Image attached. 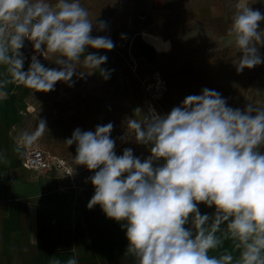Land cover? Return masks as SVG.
<instances>
[{"label": "clouds", "instance_id": "9594fccd", "mask_svg": "<svg viewBox=\"0 0 264 264\" xmlns=\"http://www.w3.org/2000/svg\"><path fill=\"white\" fill-rule=\"evenodd\" d=\"M262 21L259 10L237 2L226 36L240 54L238 73L264 63ZM106 27L90 18L81 0H0V100L11 84L50 92L57 82L71 86L78 71L79 77L99 71L107 79L101 68L107 57L88 52L114 48L109 37L92 35ZM25 40L59 68L45 67L34 55L24 71ZM125 127L137 144L150 146L147 158L130 148L117 155L112 123L95 131L77 128L64 143L76 145V166L94 172L88 208L99 205L107 218L122 222L125 256L133 264H264V108L229 107L205 88L167 115L138 107ZM45 131L46 121L38 119L33 131L17 134L14 151L22 156ZM201 203L214 213L201 214Z\"/></svg>", "mask_w": 264, "mask_h": 264}, {"label": "crops", "instance_id": "0c3cea01", "mask_svg": "<svg viewBox=\"0 0 264 264\" xmlns=\"http://www.w3.org/2000/svg\"><path fill=\"white\" fill-rule=\"evenodd\" d=\"M81 3L89 10L90 18L97 17L107 24L104 31L94 28L92 35L107 36L114 43L111 51L88 49L89 53L107 57L101 68L108 71V78L96 71L90 74L95 80H104L111 87L118 83L120 76L115 62L120 48L128 55L127 63H143L144 54L152 48L143 38L144 32L159 35L168 42L165 49L171 43L174 46V34L185 30L206 34L216 47L185 59L174 55L172 47L169 53L158 51L160 58L170 62L166 69L171 77L184 73L188 86L193 82L205 86L220 75L242 74L234 64L238 53L226 36L230 23L221 0H81ZM22 56L25 70L31 62ZM40 63L47 68H59L46 59ZM78 78H81L79 71L72 80ZM7 91V97L0 100V264H50L53 259L66 261L70 257H75L78 264H133L125 256L128 240L122 222L107 218L99 205L88 208L94 189L83 197L62 194L58 191L60 176L35 173L21 165L22 156L14 151L16 136L21 130L33 131L38 121L24 119L31 115L28 111L31 105L17 97L18 85H9ZM71 92L73 96L77 90ZM83 92L81 96L86 99L83 103L80 98L66 96L59 100L62 105L53 112H48L47 105L43 106L46 115L42 119L48 131L33 145L54 155L70 157L76 153V145L67 147L64 141L71 138L75 129L95 131L97 125L113 124V103L107 94ZM87 95L92 97L88 99ZM124 96L132 117L134 109L140 106L131 102L126 93ZM111 138L115 140L117 155H122L126 148L132 149L141 160L150 155L149 147L137 144L131 133L115 136L111 132ZM198 207L201 214L209 216L215 211L202 203ZM223 247L231 250V241H225Z\"/></svg>", "mask_w": 264, "mask_h": 264}, {"label": "rangeland", "instance_id": "374dc122", "mask_svg": "<svg viewBox=\"0 0 264 264\" xmlns=\"http://www.w3.org/2000/svg\"><path fill=\"white\" fill-rule=\"evenodd\" d=\"M221 2L225 17L229 23H231V17L237 2L249 4L253 10H259L264 14V0H221ZM260 27L264 29V21L261 22ZM174 35L176 38L174 46L172 47L171 43L170 46L163 49L160 53H169L172 47L174 55L180 59L195 58L216 47L213 39L209 40L206 34L203 35V33L196 34L195 31L185 30ZM166 44L168 45V42ZM259 51L264 56V47H261ZM160 57L161 54L158 51L150 48L144 54L146 60L141 64L135 65L133 62L127 63L129 61L128 55L123 48H120L116 52L115 62L120 80L114 87H111L104 80H95L90 74L72 80L71 86H69V83L55 84L54 90L50 92H35L20 85L18 86L17 97L31 105L28 108L31 115L25 116L24 119L28 122L42 119L46 115L43 106L47 105L48 112H53L62 105L59 100L61 99L62 101V98L66 96L80 98L79 101L83 103L86 100L84 96H81V93H84L83 90L92 91L93 93L99 91L107 94L111 103H113L111 112L113 121L112 134L115 136L128 134L126 133L125 123L130 118V115L127 104H124V101L128 103L127 96H124V93L128 95L131 102H136L145 113L148 112L149 108H153L160 115H167L174 107L180 106L187 96L200 95L205 88L220 93L227 100L229 107L243 110L248 103H252L264 108V63L252 69L245 68L239 77L220 75L212 79L209 85L202 86L192 80L190 84L192 82L193 84L188 86L184 73L177 78L171 77L166 69L170 62ZM28 67L29 65L25 66L24 71H27ZM157 74L162 81L160 89L152 87L153 78ZM75 89L77 92H74L76 94L72 96L71 91ZM91 97L92 95H87L88 99ZM147 147L150 148V146Z\"/></svg>", "mask_w": 264, "mask_h": 264}, {"label": "built area", "instance_id": "2783aa9c", "mask_svg": "<svg viewBox=\"0 0 264 264\" xmlns=\"http://www.w3.org/2000/svg\"><path fill=\"white\" fill-rule=\"evenodd\" d=\"M22 54L29 62H31V58L34 55L39 61L45 59L42 55L34 51L32 43L28 40L24 41ZM161 83V78L157 74L153 78L152 87L160 89ZM75 155L76 153H73L70 157H62L48 153L37 145H32L24 150L21 165L35 173H52L60 176L59 192L76 197H83L94 189L88 179L94 175V172H90L84 166H76L73 160Z\"/></svg>", "mask_w": 264, "mask_h": 264}, {"label": "bare ground", "instance_id": "6f19581e", "mask_svg": "<svg viewBox=\"0 0 264 264\" xmlns=\"http://www.w3.org/2000/svg\"><path fill=\"white\" fill-rule=\"evenodd\" d=\"M143 38L154 48L156 51H161L164 49L166 42L156 34L144 32ZM160 83V82H159Z\"/></svg>", "mask_w": 264, "mask_h": 264}]
</instances>
